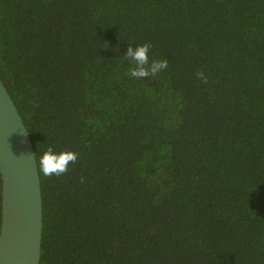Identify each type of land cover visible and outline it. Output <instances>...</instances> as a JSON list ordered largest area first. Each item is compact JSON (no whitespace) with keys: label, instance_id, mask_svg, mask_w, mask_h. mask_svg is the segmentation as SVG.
<instances>
[{"label":"trees","instance_id":"1","mask_svg":"<svg viewBox=\"0 0 264 264\" xmlns=\"http://www.w3.org/2000/svg\"><path fill=\"white\" fill-rule=\"evenodd\" d=\"M0 76L37 157L79 154L41 264H264V0H0Z\"/></svg>","mask_w":264,"mask_h":264},{"label":"water","instance_id":"2","mask_svg":"<svg viewBox=\"0 0 264 264\" xmlns=\"http://www.w3.org/2000/svg\"><path fill=\"white\" fill-rule=\"evenodd\" d=\"M34 145L0 76V264H41L44 200Z\"/></svg>","mask_w":264,"mask_h":264},{"label":"clouds","instance_id":"3","mask_svg":"<svg viewBox=\"0 0 264 264\" xmlns=\"http://www.w3.org/2000/svg\"><path fill=\"white\" fill-rule=\"evenodd\" d=\"M149 43L137 44L135 47L130 46L124 56L131 61L132 66L128 70V75L135 79L155 76L162 70L167 69V59L149 60ZM199 75H203L200 73ZM79 154L74 150L65 149L55 151L53 146H48L42 155L36 157L38 171L46 176H60L69 171V166L75 164Z\"/></svg>","mask_w":264,"mask_h":264}]
</instances>
